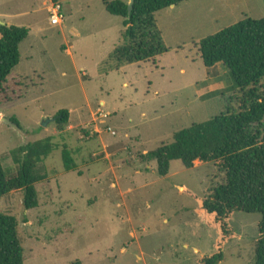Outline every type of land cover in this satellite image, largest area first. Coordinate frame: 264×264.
Returning <instances> with one entry per match:
<instances>
[{"label":"rangeland","instance_id":"rangeland-1","mask_svg":"<svg viewBox=\"0 0 264 264\" xmlns=\"http://www.w3.org/2000/svg\"><path fill=\"white\" fill-rule=\"evenodd\" d=\"M103 1L0 0L1 23L30 29L0 93V160L13 177V151L46 137L56 146L37 168V207L26 210L18 190L0 199V212L17 221L24 264H198L218 238L200 202L224 173L214 162L186 169L173 161L161 178L146 155L179 130L238 110L228 70L205 68L198 44L264 18V0H189L161 10L154 18L168 52L117 68L111 55L124 44L122 19ZM51 2L61 3V26L49 25ZM60 110L70 114L62 129L51 121ZM2 119H15L18 130ZM63 145L74 171L63 169ZM260 220L231 216L236 238L220 264H255Z\"/></svg>","mask_w":264,"mask_h":264},{"label":"trees","instance_id":"trees-1","mask_svg":"<svg viewBox=\"0 0 264 264\" xmlns=\"http://www.w3.org/2000/svg\"><path fill=\"white\" fill-rule=\"evenodd\" d=\"M189 0H133L129 11L122 0L103 1L105 10L122 19L124 44L111 58L116 68L155 59L168 52L156 25L155 13ZM30 29L0 25V93L20 61L19 45ZM202 64L211 69L222 64L233 86L240 91L238 110L226 111L205 122L193 124L173 134L172 141L149 152L156 163V175L166 177L171 162L186 169L195 162L216 163L224 180L201 202L208 223L218 232L211 255L198 264H220L224 247L234 238L229 221L235 212L259 214L255 242V264H264V18H245L199 41ZM69 111H58L53 119L60 128L69 122ZM18 126L15 119H10ZM52 137L19 147L12 152L18 169L9 176L0 160V199L13 191L24 193L26 210L38 205L35 185L44 177L37 174L43 160L56 150ZM63 169L71 172L76 163L66 145L61 147ZM25 258L14 217L0 212V264H24ZM72 264H81L75 261Z\"/></svg>","mask_w":264,"mask_h":264},{"label":"built area","instance_id":"built-area-1","mask_svg":"<svg viewBox=\"0 0 264 264\" xmlns=\"http://www.w3.org/2000/svg\"><path fill=\"white\" fill-rule=\"evenodd\" d=\"M48 15H49V25L51 26H61L64 22V15L62 13V6L59 2H51L50 8L48 9ZM100 113V116H103L104 118L106 115Z\"/></svg>","mask_w":264,"mask_h":264},{"label":"water","instance_id":"water-1","mask_svg":"<svg viewBox=\"0 0 264 264\" xmlns=\"http://www.w3.org/2000/svg\"><path fill=\"white\" fill-rule=\"evenodd\" d=\"M132 3H133V0H129V5H128V10L130 11L131 8H132ZM0 25L3 26L4 24L0 22ZM4 122H6L7 124H9L10 126H12L13 128L17 129L18 130V127L12 123L11 121L7 120V119H2ZM52 122L54 121V119L51 120Z\"/></svg>","mask_w":264,"mask_h":264},{"label":"crops","instance_id":"crops-1","mask_svg":"<svg viewBox=\"0 0 264 264\" xmlns=\"http://www.w3.org/2000/svg\"><path fill=\"white\" fill-rule=\"evenodd\" d=\"M51 26V25H50ZM54 27H57V26H54ZM102 105L104 104V102L101 103Z\"/></svg>","mask_w":264,"mask_h":264}]
</instances>
